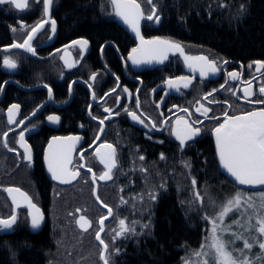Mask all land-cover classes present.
Returning <instances> with one entry per match:
<instances>
[{"label":"flooded vegetation","instance_id":"flooded-vegetation-1","mask_svg":"<svg viewBox=\"0 0 264 264\" xmlns=\"http://www.w3.org/2000/svg\"><path fill=\"white\" fill-rule=\"evenodd\" d=\"M96 1L97 14L102 20L97 24L109 23L112 27L110 34L100 35L99 31L95 35L86 31L83 24H72L67 12L69 0H52L47 17L43 0H28V7L24 10L7 3L0 4V218L6 219L13 212L17 215L11 229H0V264H27L25 257L31 251L40 256L39 259L34 258L36 263L41 260V264H71L73 261L80 264V259H87L85 249L87 242L92 240L96 243V252H89V255L98 261L84 264H103L100 259L102 248L97 244L95 234L99 230L100 219L107 212L96 203L95 187L100 200L113 213L105 224L103 235L108 244V236L110 238L119 231L121 219L111 204L122 198L121 189L176 188L181 181L183 159L190 156L194 160L204 142L210 144L217 159L213 134L214 129L224 122L225 112L228 116H235L264 107L248 102L264 99V94L259 92V88L264 86V67L257 65L264 59H233L205 46L185 43L166 35L165 0H152V4L148 0H136L144 14L141 20L143 37L146 40L160 38L178 42L184 49V55L170 51L163 62L149 67L142 63L134 64L129 56L138 46L136 38L118 21L110 0ZM152 5L160 17L158 22L146 18L152 14ZM45 19L49 23L31 40L35 54L10 47L22 44L32 27ZM51 20L56 22L54 33ZM81 39L88 41L86 48L72 43ZM185 56L207 57L208 61L215 62L218 71L201 76L199 67H189V63L198 65L202 62H186ZM5 57L15 60L17 67L10 69L4 66ZM66 61L73 66L68 67ZM93 73H96L95 80L91 79ZM229 73H238L239 78L233 80ZM177 77H188L191 84L185 88L181 83L178 90L169 88L165 81ZM246 87L254 93L248 100L243 98ZM48 88L52 90L51 98ZM213 89L217 91L213 92ZM208 93L212 94L205 100ZM14 104L20 107L15 121L9 123L8 109ZM200 105L210 109L207 117L202 114L203 110L196 111ZM105 109H111V115ZM129 112H135L144 123L133 120ZM50 115L58 116L59 121H49L47 117ZM181 119L201 130L183 146L173 133ZM100 120H104L103 125ZM152 124H155L154 128ZM22 131L31 150V161L24 158L25 149L19 143ZM5 132H8L7 148L3 141ZM53 137H80L71 150L68 165L70 171H79L80 175L71 183L53 180L48 171L45 157ZM105 145H112L115 149L116 167L112 169L110 180L99 179L107 171L101 157L107 159L111 151ZM98 151L100 155H97ZM133 152L144 157L147 164L145 172L152 171L155 164L161 166L162 180L137 181L133 175L131 179H125L121 168L126 156V166L128 158L130 165L137 162L131 155ZM161 154L164 159H161ZM93 173L97 177L95 182ZM8 188H18L27 193L40 209L43 220L38 228L31 227L30 209L23 197L19 193L9 195L5 191ZM13 196L18 207L13 204ZM160 199L147 198V202L157 204ZM88 206L92 215L86 213ZM80 214L92 221L87 231L76 223ZM117 218L118 221L115 220ZM115 251L108 248L109 262ZM77 255L82 257L77 258Z\"/></svg>","mask_w":264,"mask_h":264},{"label":"trees","instance_id":"trees-1","mask_svg":"<svg viewBox=\"0 0 264 264\" xmlns=\"http://www.w3.org/2000/svg\"><path fill=\"white\" fill-rule=\"evenodd\" d=\"M164 5L166 35L185 43L205 46L233 59H264V0H165ZM96 6V0H69L67 12L70 21L79 26L83 24L86 31L95 35L99 31L100 35L110 34L112 27L109 23L97 24V21L102 20ZM131 155L137 162H131L130 165L128 158L126 166L127 156L124 158L121 174L125 179H131L133 175L137 181L162 180L161 166L155 164L151 167L152 171L148 168L149 172H145L147 164L140 159L141 155L134 152ZM182 165L181 181L176 188L138 187L120 190V196L127 203H122L119 198L118 202L111 205L117 217L123 218L128 227L135 231L115 239V235L108 236L109 249L119 250L112 253L109 264H184L190 251L199 247L210 234V223L205 217H209L206 210L208 205L212 206V198L219 200V196L227 192L233 195L238 190L248 194L264 191V188H242L227 178L207 142L199 148L194 160L188 156L183 159ZM193 179L196 180L194 187ZM196 192L203 198L202 202L195 197ZM150 194L161 197L159 203L147 202V198L151 199ZM86 213L92 215L89 206ZM118 218L115 220L118 221ZM256 235L254 231L250 235L245 233L250 243ZM88 245L95 247L96 243L92 240L87 242ZM242 248L243 241L236 240L234 249ZM260 251L258 245H254L251 250H245V255L256 264L255 258L260 255ZM76 252L78 254L79 250ZM90 256L84 261H77L84 264ZM39 257L31 251L25 258L27 264H41V260L34 262V258ZM71 264H75V261ZM258 264H264V260Z\"/></svg>","mask_w":264,"mask_h":264},{"label":"snow or ice","instance_id":"snow-or-ice-1","mask_svg":"<svg viewBox=\"0 0 264 264\" xmlns=\"http://www.w3.org/2000/svg\"><path fill=\"white\" fill-rule=\"evenodd\" d=\"M111 5L114 9L115 14L120 17L125 24H127L136 34L137 38L140 40V44L133 48L129 58L134 64L140 63H150L153 60L163 62L167 59V53L170 51L179 52L184 55V49L182 45L178 42L171 40H162L160 38H155L152 40H145L140 34V20L143 18V12L141 10L140 4L136 0H110ZM11 4L18 10H24L28 7V0H0V4ZM149 4H152V0H148ZM44 4V15L49 16L50 7L52 0H43ZM155 5H152V14L147 16L148 20L155 19L157 22L160 17L155 14ZM49 23V20H41L28 34L27 39L24 40L22 44H13L10 47L25 49L28 52L35 54V49L31 46V40L34 35L40 31L45 24ZM51 29L54 33L56 30L55 20H51ZM15 30V29H14ZM74 45L78 44L81 48H86L88 45L87 40H77L72 42ZM185 61H199L202 62L198 65L189 63V67H199L200 75L207 76L210 73H215L218 71L214 61H208L207 57H189L185 56ZM67 64V61L65 62ZM4 66L10 69H15L17 67L16 61L5 57L3 61ZM258 67H264V62H257ZM68 67H72V64H67ZM229 77L233 80L239 78L238 73H229ZM96 73L92 74L91 79L95 80ZM118 79V78H117ZM169 88L179 89L181 83L183 87L187 88L191 84V80L188 77H177L175 80L169 79L165 81ZM119 86V85H117ZM45 87H47L45 85ZM91 87V85H89ZM224 88V85L220 86ZM112 91H115L113 89ZM127 92V89L124 90ZM213 92L217 89H213ZM244 99L248 100L254 93L251 91L250 87L243 89ZM259 92L264 94V86L259 88ZM48 94L51 98L52 90L48 88ZM212 93H208L204 99L207 100L208 96ZM236 93L233 92V95ZM105 95H108L107 93ZM93 98L95 94L93 93ZM249 103H258L264 105V99L257 101L248 100ZM226 103V102H225ZM19 105H12L8 109V122L13 123L15 121V114L19 110ZM137 107L139 103L137 102ZM230 107V105H229ZM207 117L210 109L200 105L196 111L201 112ZM106 112L111 115V109H105ZM187 111V109H184ZM35 113H33L34 115ZM133 120L139 121L141 124L144 123L135 112L128 113ZM224 122L220 123L218 127L214 129L216 137V148L219 155V160L223 168L234 178L239 185L248 186H264V107L259 110L249 111L241 115L228 116L227 112L224 114ZM107 118V117H106ZM212 119H218L217 117H211ZM49 121L57 122L59 117L55 115H50L47 117ZM19 123L23 124V121ZM104 120H100V124L103 125ZM194 123H200V121H195ZM153 128L155 124L151 125ZM27 130V129H25ZM103 129H101L102 131ZM9 131H13L9 129ZM200 128L193 127L191 123L187 120H178L177 127L173 129V133L179 140L180 145L183 146L186 141L192 140L195 136L200 133ZM7 136L8 132L3 134L4 147L7 148ZM80 137H53L52 141L48 145V153L46 154V161L48 164V171L51 173L53 180H57L60 183L68 184L72 180H75L77 176L80 175L79 171H70L68 168L71 162L70 153L75 143L79 141ZM70 142V143H69ZM19 143L25 149L24 158L31 161V150L29 146L24 141V132L20 133ZM61 144L65 147H59ZM111 151L108 153V158L105 159L101 157V162L105 164L107 171L102 174L99 179L110 180L112 179V169L116 167L115 161V149L112 145H105ZM10 151H15L14 149H9ZM97 155H100L99 151ZM83 159V156L81 157ZM141 160L144 157H140ZM161 159H164L163 154H161ZM186 167L190 165L185 164ZM83 167V165L81 166ZM89 172L92 170L89 168ZM97 177L92 174V180L95 182ZM192 185H196V180H192ZM163 186V185H161ZM11 195L12 193H19L23 197L24 202L30 209L29 215L31 217V227L33 229L38 228L43 220V214L40 209L37 208L35 204L32 203L31 198L28 197L27 193H23L18 188H8L5 189ZM197 199L202 200L199 192L195 193ZM151 199H155V195L150 194ZM97 199L99 197L97 196ZM122 203H127L121 198ZM13 204L19 206L16 197H12ZM108 209V216L112 215V209L108 205H104ZM220 210L216 213L214 217H205L209 220L212 227L210 234L206 237V241L201 245L199 250L194 251L193 255L197 258L195 264H254V261L245 255V250H251L254 245H258L260 255L255 258L256 264L259 261L264 260V191H259L253 194H248L243 190L236 191L233 195L225 200L220 206ZM77 211H80L77 209ZM239 213V218L233 220L231 224L225 223L226 217L230 214ZM107 217H102L99 221L100 228L96 232V239L99 241L100 245L103 246L100 253V259L103 264H109L108 248L109 245L101 238V233L104 231V220ZM255 220V223H253ZM17 221V215L15 212L8 218H0V229H11ZM80 229L87 231L91 227V221H89L83 215L79 217L76 221ZM237 229H242L243 231H234L233 226ZM147 227V226H145ZM129 231H135L134 228H129L126 225L124 219L119 221V231L115 232L113 239L119 236H123ZM258 235L252 237V242H249L248 237L245 233L249 235L252 232ZM224 233H231V236L235 240L243 241V248L236 250H229V246L234 243V240L223 239ZM119 251L118 249L116 250ZM184 264H193L189 260H185Z\"/></svg>","mask_w":264,"mask_h":264},{"label":"rangeland","instance_id":"rangeland-1","mask_svg":"<svg viewBox=\"0 0 264 264\" xmlns=\"http://www.w3.org/2000/svg\"><path fill=\"white\" fill-rule=\"evenodd\" d=\"M250 194H252V193H250ZM230 196H231V194L227 192L226 194H223V195L219 196V197L221 198V199H219V200H215V199L212 198V200H213V202H212V206H209V205H208V206H207V210H206V212H207L209 218L214 217V216L216 215V213L220 210L219 206H220L223 202H225V200H226L227 198H229ZM200 197H201V196H200ZM217 199H218V198H217ZM198 201H199V202H202V200H200V199H199ZM238 218H239V213H233V214H230L228 217H226V219H225V223L231 224L233 220H236V219H238ZM209 223H210V221H209ZM211 227H212V225H211V223H210V227H209L210 230H209V233H210V231H211ZM233 230H234V231H243L242 229H237V228L235 227V225L233 226ZM223 239H225V240L232 239V240H234V243H235V241H236V240L234 239V237L231 236V233H224V234H223ZM205 241H206V240H205ZM205 241H204L203 243H201V245L204 244ZM234 243L231 244V245L229 246V250L234 249ZM201 245H200L199 247L195 248L194 250H191L190 253L188 254V256L185 257V260H189V261L193 262V264H195L197 258L193 255V253H194V251L199 250L200 247H201ZM86 250H87V252H88L87 256H89V252H93V251H94V253L96 252L95 247H94V246H90V245L87 246V248L85 249V251H86ZM90 257H91V258H88V262H93V263H95V262L98 261V260H96L95 258L92 259V256H90ZM210 264H211V261H210Z\"/></svg>","mask_w":264,"mask_h":264},{"label":"water","instance_id":"water-1","mask_svg":"<svg viewBox=\"0 0 264 264\" xmlns=\"http://www.w3.org/2000/svg\"><path fill=\"white\" fill-rule=\"evenodd\" d=\"M138 3V2H137ZM139 4V3H138ZM142 10V9H141ZM143 18H144V15H143ZM141 18V20L143 19ZM141 20H140V34L142 35V32H141ZM118 21L122 24V26L127 30L129 31L137 40L138 42V45L140 44V40L137 38L135 32L127 25L123 22V20L118 17ZM143 36V35H142ZM145 39V38H144ZM146 40V39H145ZM129 60L132 62V60L129 58ZM159 61H156V60H153L152 62L150 63H142V65L144 66H151L152 64L154 63H158ZM133 63V62H132ZM214 135V139H215V145H216V137H215V133L213 134ZM216 152H217V148H216ZM71 157V155H70ZM217 161H218V164H219V167L221 169V171L226 175L228 176L235 184H237L238 186L242 187V188H246V189H250V190H258V189H263L264 186H248V185H239L238 182H236L234 180V178L223 168V166L221 165L220 163V160H219V155H218V152H217ZM97 196H98V190H97V187H95L94 189V197H95V200H96V203L103 209L107 212V214L104 216V217H107L105 220H104V231L101 233V238L103 239V235H104V232H105V224L112 218V215L111 216H108V209L104 207V203L99 199H97ZM99 197V196H98ZM110 208V207H109ZM113 214V213H112ZM82 216V214H80L77 218V220L79 219V217ZM84 217H86L89 221H91L86 215H83ZM91 226H92V221H91ZM79 227V226H78ZM80 228V227H79ZM91 228V227H90ZM88 228V229H90ZM99 228H100V224H99ZM99 231V230H98ZM95 239H96V236H95ZM96 242L97 244L103 248L102 245H100L99 241L96 239ZM103 262V261H102Z\"/></svg>","mask_w":264,"mask_h":264}]
</instances>
